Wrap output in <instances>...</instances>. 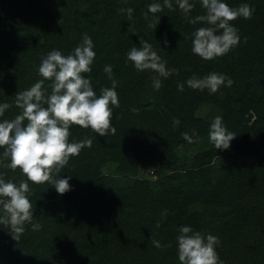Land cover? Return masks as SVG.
Masks as SVG:
<instances>
[{
    "label": "trees",
    "instance_id": "trees-1",
    "mask_svg": "<svg viewBox=\"0 0 264 264\" xmlns=\"http://www.w3.org/2000/svg\"><path fill=\"white\" fill-rule=\"evenodd\" d=\"M155 2L163 0H0V104L12 105L0 122L22 111L16 94L43 79L38 72L42 58L52 50L71 54L85 33L96 57L92 71L82 75L99 95L102 87H111L103 71L111 65L119 97L111 121L115 134L100 137L90 128L70 127L69 142L92 139L91 147L70 157L59 173V178L71 177L70 191L59 195L53 184L29 182L33 223L42 228L34 231L26 223L25 232L13 240L10 228L0 224V264H180L176 238L181 226L217 236L223 264H264V0H224L233 8L247 3L254 12L251 19L232 22L238 46L211 61L192 52V33L205 26L189 23L205 14L200 0H189L195 7L188 18L172 0L175 10L148 13L146 20ZM121 8H132V18ZM158 20L155 29L149 26ZM141 38L168 68L180 70L161 78L159 90L151 79L155 73L138 71L127 60ZM212 72L233 84L225 86L226 79L216 93L187 86L193 75ZM178 83L184 84L182 92ZM50 84L45 80L49 93ZM217 116L236 134L237 152H206L202 140L209 138ZM174 118L179 126L174 127ZM141 148L162 151L154 162L155 180L135 177L139 164L147 165ZM180 148L192 152L189 158L198 165L162 173L164 160L175 161ZM110 164L123 181L102 173ZM0 173L16 184L26 180L19 169L0 167ZM153 240L171 247L157 248Z\"/></svg>",
    "mask_w": 264,
    "mask_h": 264
},
{
    "label": "clouds",
    "instance_id": "clouds-1",
    "mask_svg": "<svg viewBox=\"0 0 264 264\" xmlns=\"http://www.w3.org/2000/svg\"><path fill=\"white\" fill-rule=\"evenodd\" d=\"M205 14L189 19L191 24H203L192 33V52L205 61L226 55L238 46L240 36L238 29L233 26L238 18L251 19L254 9L247 3L233 8L224 0H200ZM179 9L185 18L192 12L195 5L189 0H176ZM165 8L173 11L172 0H163V3H151L145 13L156 14ZM121 13L132 18V8H121ZM159 23L150 24L155 29ZM167 40L164 45L167 47ZM92 39L87 33L83 35L82 43L69 55H62L58 50L50 51L42 58L39 66V75L43 78L34 83L29 89L16 94V107L22 111L13 119L0 122V167L20 170L26 180L19 184L6 180L0 173V224L11 230L13 240H18L25 232V224L30 223L34 231L42 228L39 223H33V205L29 199L32 184L50 183L56 192L63 195L71 190L68 178H59V173L68 164L70 157L78 156L85 147H91L92 139L86 138L80 142H69L70 127L90 128L100 137L109 133L115 134L112 126L113 107H119V97L116 91L118 81L113 78L112 66L106 65L103 71L111 80V87H102L97 95L90 78L85 73L92 71V64L96 53L93 50ZM127 60L132 62L138 71L155 73L151 77L153 87L159 90L162 80L172 75H178L179 69L168 68L167 61L163 60L153 50V46L143 38L140 46H133L127 53ZM45 80L51 81V92L44 87ZM226 77L212 72L204 77L193 75L186 81L189 88L194 90H208L216 93L225 85ZM233 81L227 78L225 86H231ZM178 91L184 90V84H177ZM46 105V106H45ZM12 105L0 104V117ZM138 112V109H132ZM179 119H173L174 127L179 126ZM184 140L194 142L187 133L181 134ZM236 134L225 127L222 117L214 118L210 125L209 139L215 148L227 150ZM199 138H197L198 141ZM4 161H8L5 163ZM167 215V213H163ZM159 228V222L156 224ZM177 251L180 264H223L216 251L220 243L217 236L193 231L189 226L178 229ZM157 248L171 247L161 245L153 240Z\"/></svg>",
    "mask_w": 264,
    "mask_h": 264
},
{
    "label": "rangeland",
    "instance_id": "rangeland-1",
    "mask_svg": "<svg viewBox=\"0 0 264 264\" xmlns=\"http://www.w3.org/2000/svg\"><path fill=\"white\" fill-rule=\"evenodd\" d=\"M227 79V78H226ZM219 92H221V89L219 90ZM201 112L202 115H205L207 112V108L206 105H204L202 107V109L199 110V113ZM192 132L193 129H190ZM202 143H204V145L207 147V151L209 153H216L217 155H222V154H228V153H233V152H237L238 151V144L237 142H230V147L227 150H219L215 148V145L213 142L210 141L209 138H204V140H202ZM180 153L179 155H176V159L175 161L173 159H170V161H166L164 160V162H166L165 164V168L163 169L162 173H167L170 170H175V169H179L180 167L183 168V166H190V167H195L198 165V163L196 162H192L191 158L193 157L192 152H184L182 151V149L180 148ZM139 154H140V158L142 159V161L147 162V165L145 164H139V169L137 171L136 174V178L139 179H146V180H155L157 179L158 175L156 174V170H157V164H154V162H158L159 161V157L162 155V151L161 150H154V148L150 151V150H145L143 148H141L139 150ZM231 154H229L228 156H230ZM192 156V157H191ZM191 157V158H189ZM149 161H153L152 165L148 164ZM192 162V163H191ZM143 163V162H142ZM191 163V164H190ZM155 165V166H154ZM144 167V168H142ZM115 165L114 164H110L109 166H106L104 169H102V173L106 174V175H111L113 176L115 179H117L119 182L124 180V177L122 179L121 175L115 173ZM151 171H153V173L155 174V177L151 174ZM261 203V202H260ZM260 205V204H259Z\"/></svg>",
    "mask_w": 264,
    "mask_h": 264
},
{
    "label": "built area",
    "instance_id": "built-area-1",
    "mask_svg": "<svg viewBox=\"0 0 264 264\" xmlns=\"http://www.w3.org/2000/svg\"><path fill=\"white\" fill-rule=\"evenodd\" d=\"M151 174L155 177V174L153 173V171H151Z\"/></svg>",
    "mask_w": 264,
    "mask_h": 264
}]
</instances>
